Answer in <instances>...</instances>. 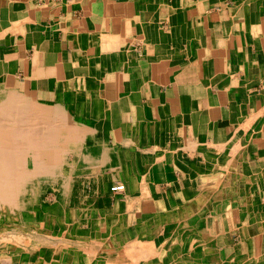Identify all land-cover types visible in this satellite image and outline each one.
I'll list each match as a JSON object with an SVG mask.
<instances>
[{"label":"crops","instance_id":"1","mask_svg":"<svg viewBox=\"0 0 264 264\" xmlns=\"http://www.w3.org/2000/svg\"><path fill=\"white\" fill-rule=\"evenodd\" d=\"M0 88L46 106L86 95L111 145L160 125L197 161L260 157L264 0H0ZM246 227L219 237L222 258L239 245L264 264V232Z\"/></svg>","mask_w":264,"mask_h":264},{"label":"bare ground","instance_id":"2","mask_svg":"<svg viewBox=\"0 0 264 264\" xmlns=\"http://www.w3.org/2000/svg\"><path fill=\"white\" fill-rule=\"evenodd\" d=\"M2 88L0 221L3 222L0 223V231L7 228L9 232H0V251L19 259L22 252L37 257L42 250L46 259L55 264H94L95 253L92 251L97 249L98 244L101 246L98 240L111 235L117 243L125 241L123 244H126L129 261L124 264H256L244 256L236 261H232V256L223 260L222 253H219L221 251H214V242L209 244L207 241L213 231L221 226L239 229L242 237L249 234L248 224L257 225L264 231V211L251 210L249 203L240 202L239 190L229 186L230 179L233 183H246L248 178L256 181L258 176L264 177V167L255 161L264 158V152L258 154L260 157L245 152L254 159L249 163L246 162L248 157L243 156L244 151H234L236 155L239 154L240 160L233 163L236 156L224 160L220 153L223 150L221 146L200 151L199 164L191 161L194 158L188 163L178 155L181 147L192 155L194 146L191 141L185 142L186 145L176 144L174 149L166 146L167 141L166 145L161 144L163 140L159 141L158 137L170 134H167L166 126L160 130V125L151 127L148 132L145 130L140 140L128 136L116 147L109 144L110 147L105 148L102 146L105 140L98 128L101 120L97 117L96 104L89 102L86 95L69 97L67 109L39 104L30 98L31 103L23 106L12 97L19 92ZM253 139L256 144H264V141L258 142L260 139ZM172 160L176 162H165ZM228 166L239 168V176L235 177L237 171L227 172ZM173 168H177L180 178L175 177L176 170ZM138 169L143 171L146 179L136 178ZM88 171L100 183L115 182L111 186L119 192L120 199L115 205L110 204L105 208H94L93 203L88 204L89 207L83 212H93L98 218L91 221L85 218L87 226L82 232H77L72 226H75L73 208L66 209L67 184L72 174L74 177L75 174L81 176ZM224 171L232 176L228 181L218 178ZM65 173L71 174V177ZM154 176L169 181L165 183V190L160 184L155 186L154 182L158 179ZM197 181L208 185V196L194 195L191 204L196 211L189 213L184 210L186 204L178 201L185 190L187 193L195 191L192 185ZM48 187L54 191L55 200L44 206L40 193ZM246 188L252 191L251 187ZM250 195H246L245 199ZM202 200H206L205 205L201 204ZM239 204L246 206L243 213L237 209ZM66 213L69 214V223L65 220ZM27 214L32 218H28ZM37 214L43 215L40 220L47 225L44 228L46 232H54L55 228L61 232L50 239L47 235V238L36 235L37 228H29L27 224L40 221L33 218ZM253 215L259 217L253 218ZM241 217H244V221ZM167 224L170 229L165 228ZM177 229L181 234L174 238L163 234L164 230L177 232ZM72 233H75L74 236ZM88 239L91 240L89 243H81ZM202 257L207 258L205 262ZM24 260L20 262L34 264L33 259L27 260L25 257Z\"/></svg>","mask_w":264,"mask_h":264},{"label":"rangeland","instance_id":"3","mask_svg":"<svg viewBox=\"0 0 264 264\" xmlns=\"http://www.w3.org/2000/svg\"><path fill=\"white\" fill-rule=\"evenodd\" d=\"M12 97L14 98V99H16L17 101H19V103H21L23 106L24 105H28V104H30L31 102L29 101V99H28V97H26V98H24L23 97V95L20 93V94H14V96L12 95ZM27 99V100H26ZM24 100V101H23ZM23 101V102H22ZM25 102V103H24ZM55 106H58V107H63V108H66L67 109V107H68V103H59V104H56ZM55 106H53V107H55ZM66 109H64V111H66V112H70V111H67ZM177 135H163V136H159L158 137V140L159 141H162L161 142V144H165V142L167 141V143H168V145H166V146H169L170 148H172V149H174L175 148V146H176V142H175V137H176ZM104 138H106V136H103ZM125 137V135L122 137V139ZM182 138H183V141L185 142V140H186V138H184V136H182ZM253 138H256V139H260V140H258V142H262V141H264V136H263V138L260 136V135H253ZM188 139V138H187ZM120 140V139H119ZM122 140H120V142H121ZM104 143L102 144V146H104L105 148H108V147H110V143H108V141H103ZM107 142V143H106ZM110 142V141H109ZM116 145V144H115ZM115 145H113V146H115ZM107 146V147H106ZM116 147V146H115ZM202 152H204V151H202ZM230 152H232V150L231 151H229V150H222L220 153H221V157H223V159L224 160H229V158H230V156H229V154H231ZM247 152V151H246ZM182 153V154H181ZM189 153V154H188ZM199 153H201V152H199ZM186 155V156H185ZM209 155H211V153H209ZM218 156L220 155V154H217ZM216 155V156H217ZM244 155H246V153L245 152H243V156ZM182 156V157H181ZM178 157H181V158H184L188 163H190L191 161L192 162H194V164H199V162H201V159H200V156H199V158H198V161L196 160V156L195 155H190V152L189 151H185V149H181V151L179 152V155H178ZM188 157V158H187ZM71 158V157H70ZM191 158L193 159L194 158V160H191ZM236 158H237V160H236ZM236 158L233 160V163H236V162H239V160H240V157H239V154H237L236 155ZM244 158H246V156L244 157ZM72 159V158H71ZM248 159H249V161H248ZM248 159H247V161L246 162H249V163H252V162H254V159L253 158H251V155H250V157H248ZM191 160V161H190ZM72 161H74V160H69V162H72ZM165 162H168V163H175L176 161L175 160H172V161H165ZM174 170H176L175 172V177L178 179V178H180L181 176L178 174V172H177V168H173ZM226 169L228 170L227 172H230V171H233V172H236L237 171V174H235V177H238L239 176V174H238V171H240V169L239 168H237V167H231V166H228V167H226ZM225 169V170H226ZM139 170V173L137 174V176H136V178L137 179H142V178H144V179H146L145 178V176H144V173H142L143 171L142 170H140V169H138ZM227 172L226 171H224V172H222L221 173V176H218V178L220 177V179L221 180H225L226 179V181H228L232 176L229 174V176L228 175H226L227 174ZM66 174V173H65ZM86 174H87V176H86ZM67 175V174H66ZM71 174H68L67 176H69V177H71L70 178V181L68 182V192H67V194H66V200H65V203H66V209H69V208H73L72 210L74 211V219H73V221L75 220V226H74V224H72V226L74 227V228H76L77 230V232H82V229L83 228H85L87 225H86V221H85V218H88V219H90V220H88V221H91V220H96L98 217L95 215V213H84L83 211L84 210H86L88 207H89V205L91 204V203H93V205H92V207H94V208H99V207H106V206H108V205H110V204H112V205H115L118 201H119V199H120V197L118 196L119 195V192L118 191H115V189L113 188V186H111V185H114L115 184V182H111V183H109V182H105V183H100L99 181H98V179L96 178V176H94V175H92V173H90L89 171L88 172H86V173H84L83 175H81V176H79V175H76L75 174V177H74V175L72 174L71 176H70ZM85 175V176H84ZM90 175V176H89ZM141 177V178H140ZM154 177H156V176H154ZM166 178H170V177H167L166 176ZM196 178H198L199 179V176H196ZM156 179H158L156 182H154V184H155V186H158V184H160V186L165 190V187L167 186L165 183H167V182H169L168 180H165V181H163V180H159V178L158 177H156ZM253 178H248L245 182L246 183H243V182H238L237 181V183H233V182H231V179H230V183H229V186H231V188H235V189H238L239 190V193L238 194H240L239 195V197L241 198V200L240 199H238L237 198V200H240V202H247V203H249V206H250V209L251 210H260V211H264V197H260L263 193H264V177L263 176H258L256 179V181L255 180H252ZM92 180V181H91ZM255 181V182H254ZM162 182V183H161ZM199 182V183H198ZM252 182V183H251ZM254 182V183H253ZM163 184L165 185V186H163ZM235 184V185H234ZM70 185V186H69ZM206 184H204V183H201L200 181H197V182H195L192 186L195 188V191L193 190V192H189V193H187V192H185V191H187V190H185L184 192H182L183 194H182V198L180 199V201H178L180 204L182 203V204H186V206H185V211H188L189 213H193L194 211H196V210H194L196 207H194L192 204H191V201H193L194 202V195L195 196H198V195H203V196H205V198H207V196H208V193H206V189L208 188V185H206ZM242 185H244V188H242ZM257 185V186H256ZM246 186H249V187H251L250 189H252V191L250 192V190L249 189H247L246 188ZM71 187V188H70ZM201 187V188H200ZM207 187V188H206ZM240 187V188H239ZM110 188V189H109ZM50 191V192H49ZM228 191V190H227ZM198 192V193H197ZM200 192V193H199ZM202 193V194H201ZM41 194V198H40V201H42L41 203H43L42 205H50V203L52 204L53 202H54V198H55V196H54V191H52V189H50L49 187L48 188H46L43 192H41L40 193ZM97 194V195H96ZM102 194H103V196H102ZM115 194V195H114ZM185 194H188V195H185ZM190 194V195H189ZM250 195V196H248L247 197V199H245V196L246 195ZM112 196V197H111ZM116 196V197H115ZM52 197V198H51ZM97 197V198H96ZM115 197V198H114ZM191 197V198H190ZM88 198V199H87ZM92 198V199H91ZM103 198V199H102ZM108 198H109V200H108ZM45 199V200H44ZM47 199V200H46ZM49 199V200H48ZM114 199H116V200H114ZM191 199V200H190ZM250 199V200H249ZM105 200V201H104ZM111 200V201H110ZM188 200V201H187ZM207 200V199H206ZM206 200H202V203L201 204H203V205H205V203H206ZM204 201V202H203ZM87 202V203H86ZM96 202V203H95ZM101 202V203H100ZM114 202V203H113ZM95 203V204H94ZM89 204V205H88ZM179 205V204H178ZM44 206H42V208H44ZM173 206V205H172ZM200 207V206H199ZM258 207V208H257ZM41 208V207H40ZM179 208V207H178ZM237 209H239V210H242L241 211V213H243V210H245L246 209V206H241L240 204H239V206L237 207ZM81 210V211H80ZM176 209H174V211H175ZM249 210V209H248ZM182 211V210H181ZM181 211H180V213H181ZM192 211V212H191ZM86 212H88V211H86ZM89 214V215H88ZM40 215V216H39ZM41 215L42 214H37V215H35L33 218H35V219H38V220H40L42 217H41ZM88 215V216H87ZM28 218H32V217H30V214H27L26 215ZM43 216V215H42ZM38 217V218H37ZM92 217V218H91ZM254 217H259V215H253V218ZM69 219V214H65V220L69 223V221L70 220H68ZM241 220L242 221H244V217H241ZM3 221H0V223H2ZM40 224V225H38V224ZM43 223V224H42ZM94 223V222H93ZM80 224V225H79ZM5 225V224H4ZM47 225L44 223V222H42L41 220L40 221H37V222H30V223H28L27 224V227H29V228H37V230L38 231H36V230H34V232L36 233V235L38 234L39 236H42V237H44V238H47V236H50V237H48L49 239L50 238H52L53 236H55L57 233H60L61 231L60 230H58V229H56L55 228V230L56 231H54V232H52V231H45V227H46ZM55 226H58L57 224H55ZM164 226V225H163ZM167 227H165L166 229H170V225L169 224H167L166 225ZM38 227H40L41 229L39 230V228ZM48 228L50 229V226H48ZM80 228V229H79ZM164 227H163V229H165ZM223 228V229H222ZM232 229V230H231ZM51 230V229H50ZM80 230V231H79ZM235 230V231H234ZM5 231L7 232H9V230L6 228V229H4L3 231H0L2 234H4L5 233ZM33 232V231H32ZM261 232H264V231H261ZM40 233H41V235H40ZM44 235H43V234ZM174 233V234H173ZM231 234V235H233V240H234V236H238L237 238H238V241H239V243L244 239V237H242V235L240 234V232H239V229H237V228H235V227H230V226H227V228H225V227H219L218 228V230H215V231H213V234L211 235L212 237H210V239L207 241L209 244H213V242H214V251H216V252H219V251H221L222 250V248H221V246L220 245H218V243H216L217 241H218V239H219V237H221L223 234L224 235H226V234ZM239 233V234H238ZM8 234H10V233H8ZM74 234L75 233H72V236H74ZM163 234L164 235H166V236H170V237H172V238H174L176 235L178 236L179 234H181V231H179V229H177V232H172L171 230H164L163 231ZM11 235V234H10ZM47 235V236H46ZM260 235H262V234H260ZM183 236H185V235H183ZM214 237V238H213ZM245 237H247V236H245ZM57 239L59 238V237H56ZM106 238V239H105ZM56 239V240H57ZM53 240V239H52ZM90 239H88V240H85V241H83V242H81L82 244H87V243H89L90 241H89ZM185 240V239H184ZM102 241H104V242H102ZM100 242V244H101V246L98 244ZM125 242V241H124ZM124 242H122V243H117L116 241H115V239L113 238V236H111V235H107L106 237H103L102 239H100V240H98V245H97V249H95V251H92V252H94L95 253V257L93 258L94 259V264H124V263H126L127 261H129V257H127V255H128V253H127V251L128 250H126L127 248H126V244L124 245L123 243ZM155 245H157V244H155ZM116 246V247H115ZM158 247H160V245H157ZM215 246H217V247H215ZM102 248V249H101ZM123 248V249H122ZM99 249V250H98ZM121 249V250H120ZM126 251H125V250ZM105 250V251H104ZM112 250H113V252H112ZM236 250H239V251H236ZM107 251H109V252H107ZM123 251H124V253H123ZM40 254H38V256L37 257H34V256H30V254L29 253H26V252H22V254H21V256L19 257V259H18V257L15 259V257L13 256V255H9V254H6L4 251H0V264H22L21 262H20V260H22V261H26V260H24V258L25 257H27V260H32L33 259V263L34 264H40V261H42L41 262V264H55V262L54 261H52V260H47L46 259V255H44V252L41 250L40 252H39ZM219 253H221V252H219ZM240 253V254H239ZM29 254V255H28ZM124 254V255H123ZM3 255V256H2ZM6 257H9V258H6ZM11 256H13V257H11ZM232 256V257H231ZM242 256H244V257H246L245 256V254H244V252H242L241 251V249H240V246L239 245H237V247L235 248V250H234V252L229 256V258L231 257V259H234V260H232V261H236V260H238V258H241ZM114 257V258H113ZM128 258V259H127ZM8 259V261L6 262L5 260H7ZM36 259L38 260V261H36ZM102 259V260H101ZM207 258L206 257H202V261L203 262H205V260H206ZM34 260H35V262H34ZM106 260V261H105ZM100 261H102V263L100 262ZM12 262V263H11ZM51 262V263H50ZM107 262V263H106Z\"/></svg>","mask_w":264,"mask_h":264}]
</instances>
